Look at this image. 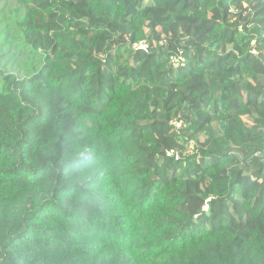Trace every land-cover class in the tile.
Segmentation results:
<instances>
[{
    "label": "trees",
    "instance_id": "16d2710c",
    "mask_svg": "<svg viewBox=\"0 0 264 264\" xmlns=\"http://www.w3.org/2000/svg\"><path fill=\"white\" fill-rule=\"evenodd\" d=\"M15 1L0 264H264V0Z\"/></svg>",
    "mask_w": 264,
    "mask_h": 264
},
{
    "label": "rangeland",
    "instance_id": "374dc122",
    "mask_svg": "<svg viewBox=\"0 0 264 264\" xmlns=\"http://www.w3.org/2000/svg\"><path fill=\"white\" fill-rule=\"evenodd\" d=\"M26 9L15 0H0V91L3 78L31 77L42 67L41 60L25 46L20 24Z\"/></svg>",
    "mask_w": 264,
    "mask_h": 264
},
{
    "label": "built area",
    "instance_id": "2783aa9c",
    "mask_svg": "<svg viewBox=\"0 0 264 264\" xmlns=\"http://www.w3.org/2000/svg\"><path fill=\"white\" fill-rule=\"evenodd\" d=\"M138 49L147 51L148 47L145 44L136 46ZM170 62L175 68H179L185 64V58L182 55H173L170 57Z\"/></svg>",
    "mask_w": 264,
    "mask_h": 264
},
{
    "label": "clouds",
    "instance_id": "9594fccd",
    "mask_svg": "<svg viewBox=\"0 0 264 264\" xmlns=\"http://www.w3.org/2000/svg\"><path fill=\"white\" fill-rule=\"evenodd\" d=\"M136 46H138V45H136ZM136 46H135V48H137ZM137 49H138V48H137ZM140 50H141V49H140ZM176 56H178V55H176ZM170 63H171V62H170ZM186 63H187V62H186V59H185V64H183V66H181V67H179V68L184 67V66L186 65ZM174 68H175V67H174ZM179 68H176V69H179ZM176 127H177V128H180V124L176 123ZM204 210H205V211H208V208L205 207Z\"/></svg>",
    "mask_w": 264,
    "mask_h": 264
}]
</instances>
